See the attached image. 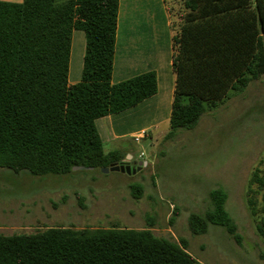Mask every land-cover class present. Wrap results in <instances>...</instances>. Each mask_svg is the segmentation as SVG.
I'll return each mask as SVG.
<instances>
[{
  "label": "trees",
  "instance_id": "obj_1",
  "mask_svg": "<svg viewBox=\"0 0 264 264\" xmlns=\"http://www.w3.org/2000/svg\"><path fill=\"white\" fill-rule=\"evenodd\" d=\"M120 0L0 1V169L34 177L68 176L76 167L102 169L124 160L106 152L96 121L131 109L158 91L155 73L112 83ZM170 11L169 0H165ZM173 24L175 91L169 132L193 130L230 92L240 94L264 75V0H183ZM171 15V13H170ZM85 34L82 79L69 83L72 35ZM84 171V170H81ZM251 184L264 191L256 170ZM135 198L142 187H132ZM247 197L252 215L257 191ZM212 208L188 219L193 235L220 226L240 246L242 235L222 189ZM83 202V198H81ZM179 216L175 207L171 223ZM264 238V216L257 222ZM0 264H200L185 240L150 229L53 227L32 234H0Z\"/></svg>",
  "mask_w": 264,
  "mask_h": 264
},
{
  "label": "rangeland",
  "instance_id": "obj_2",
  "mask_svg": "<svg viewBox=\"0 0 264 264\" xmlns=\"http://www.w3.org/2000/svg\"><path fill=\"white\" fill-rule=\"evenodd\" d=\"M169 5L173 22L180 23L188 14L183 0ZM168 132L169 121H162L140 142L127 140L136 154L130 165L137 171L131 175L93 169L34 177L0 169V234L53 227L150 229L158 238L185 240L200 264H264V238L256 227L264 215H252L247 204L252 189L259 209L263 205L264 191L251 181L256 170L260 177L264 171V75L244 92H230L193 130H178L170 140ZM114 145L105 151L116 150ZM136 186L142 187L140 198L133 196ZM217 189L227 194L225 208L242 235L240 246L220 226L210 225L203 235L189 230V216L211 209L210 193ZM175 207L179 216L172 224Z\"/></svg>",
  "mask_w": 264,
  "mask_h": 264
},
{
  "label": "crops",
  "instance_id": "obj_3",
  "mask_svg": "<svg viewBox=\"0 0 264 264\" xmlns=\"http://www.w3.org/2000/svg\"><path fill=\"white\" fill-rule=\"evenodd\" d=\"M173 35L165 0H120L112 83L118 84L150 72L156 74L158 81V91L153 97L131 109L96 121L104 148L115 144L116 150L113 151H120L128 161H133L136 155L127 145L128 139L135 142L134 138L142 133L145 138L162 121L170 120L175 91ZM84 54L85 34L75 30L69 66L70 84L79 83L82 79ZM142 154L138 153L137 158L140 159Z\"/></svg>",
  "mask_w": 264,
  "mask_h": 264
},
{
  "label": "water",
  "instance_id": "obj_4",
  "mask_svg": "<svg viewBox=\"0 0 264 264\" xmlns=\"http://www.w3.org/2000/svg\"><path fill=\"white\" fill-rule=\"evenodd\" d=\"M140 167L146 166L147 163L145 162H140L139 163ZM87 168L85 167H76L74 168V171H81V170H86ZM136 169H133L130 165V161L124 160L121 163H114L111 164L110 166L106 168H102V172L107 174L110 172H122V173H127L128 175L136 173Z\"/></svg>",
  "mask_w": 264,
  "mask_h": 264
},
{
  "label": "built area",
  "instance_id": "obj_5",
  "mask_svg": "<svg viewBox=\"0 0 264 264\" xmlns=\"http://www.w3.org/2000/svg\"><path fill=\"white\" fill-rule=\"evenodd\" d=\"M143 136H144V133H142L141 135L136 136L134 138L135 142H137V143L140 142L142 140Z\"/></svg>",
  "mask_w": 264,
  "mask_h": 264
},
{
  "label": "flooded vegetation",
  "instance_id": "obj_6",
  "mask_svg": "<svg viewBox=\"0 0 264 264\" xmlns=\"http://www.w3.org/2000/svg\"><path fill=\"white\" fill-rule=\"evenodd\" d=\"M130 164H131V162H130Z\"/></svg>",
  "mask_w": 264,
  "mask_h": 264
}]
</instances>
